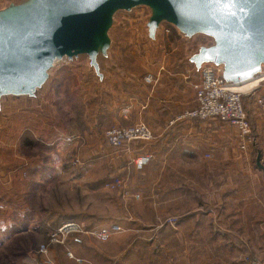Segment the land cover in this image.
Returning <instances> with one entry per match:
<instances>
[{"label": "crops", "instance_id": "obj_1", "mask_svg": "<svg viewBox=\"0 0 264 264\" xmlns=\"http://www.w3.org/2000/svg\"><path fill=\"white\" fill-rule=\"evenodd\" d=\"M7 1L0 0V6ZM163 29L158 31L155 43L146 36L143 47L145 51L151 48L152 51L146 53L147 57L151 53V59L137 58L139 67L145 69L143 74L127 70L125 63L118 65L113 60L112 50L111 63L101 67L105 92L104 98L100 97L101 103L99 101L97 119L100 124L130 127L144 123L155 134L150 143L133 142L119 151L111 150L115 176L129 179L133 194L142 197L141 201L124 200L128 212L122 210L121 200L114 198V212L108 219L124 222L122 225L130 233L110 242H98L86 236L69 238L66 252L64 247L57 245L50 249L48 259L53 258L55 264H80L67 256L68 250L83 260L81 264H107L121 254L119 250L126 241L144 246L170 238L181 244H193L197 250L181 254L179 259L174 258L175 261L218 264L224 260L234 264L233 246L244 245L254 246L255 257L264 261V170L257 164L255 147L242 151L236 129L226 123L185 117L197 108L193 83L199 76L188 61L196 49L192 48L184 57L175 55L180 34L171 28L168 34V28L163 26ZM161 37L168 39L166 47H170L169 50L173 48L163 58L156 54L163 49ZM129 50L121 46V53L127 55ZM148 74L156 78L153 85L144 81ZM97 80L99 86L98 77ZM257 92L264 93V86ZM57 99L53 97L55 102ZM42 121L43 116L37 120L40 129ZM250 121L252 126L256 124L253 129L258 146L264 149V119L251 111ZM58 124L62 125L55 124L53 132H50L52 127L48 130L50 136L47 138H53L51 145L61 139ZM18 127L22 136L27 124L23 122ZM146 154H151L153 159L144 170L138 171L134 161ZM171 216L178 218L176 227L166 224L165 219ZM202 246H226V249L220 253L204 252ZM164 261L162 264H168ZM120 264L129 262L125 257Z\"/></svg>", "mask_w": 264, "mask_h": 264}, {"label": "rangeland", "instance_id": "obj_2", "mask_svg": "<svg viewBox=\"0 0 264 264\" xmlns=\"http://www.w3.org/2000/svg\"><path fill=\"white\" fill-rule=\"evenodd\" d=\"M6 3L0 7H5ZM148 14L145 7H137L130 12L120 11L110 31L113 60L118 65L125 63L127 70L140 71L142 74L145 69L139 67L137 58L142 57L143 61H148L151 53L149 57L146 53L152 51L151 48L145 51L143 47L147 36ZM163 26L176 31L164 23L159 32L164 30ZM167 38H160L163 49L159 48L156 54L159 53L161 58L173 50L166 47L169 44ZM179 38L180 43L176 44L179 48L174 53L182 57L192 48L197 50L199 46L212 44V40L205 35L193 38L180 35ZM121 46L130 49L127 55L121 53ZM81 59L87 61L86 57ZM253 87L251 85L242 92H248ZM104 92V88L98 86L97 76L87 62L72 63L65 60L57 63L50 71L48 82L37 91L36 98L13 95L1 98L0 264H44L45 257L39 254V250L48 247L50 255V249L54 247L49 244L50 234L71 220L98 228L119 223L124 231L113 239L130 233L122 225L124 222L108 219L114 212V198L121 200L122 210L126 209L127 212L129 207L125 206L124 200L130 198L125 197L121 189L112 188L116 179H122L123 176L116 177L114 174L111 159L113 148L109 147L105 139L106 131L113 128V125L107 126L105 122L101 125L97 119L100 115L99 101L101 103V98H104ZM53 97L58 98L57 104ZM243 97L247 98L246 95ZM250 108L253 111V107ZM37 116H43L41 129ZM50 118L53 120L50 121ZM23 122L27 127L20 136L18 126ZM57 123L62 124L57 125L61 139L51 145L53 138H47L50 136L48 130L52 127L50 132H53ZM256 139L252 147H255V156L261 159L264 170V149L258 146L257 136ZM123 182L133 193L130 180ZM62 249L66 252L65 248ZM225 249L226 246H202L201 251L220 253ZM195 251L193 244H181L175 238L164 242L159 239L144 246L126 241L119 250L121 254L107 264H120L125 257L129 264H162L164 260L168 264H199L174 260L179 259L181 254ZM232 252L236 256L234 264H264V261L255 257L254 246H233ZM226 263L230 264L224 260L218 262Z\"/></svg>", "mask_w": 264, "mask_h": 264}, {"label": "water", "instance_id": "obj_3", "mask_svg": "<svg viewBox=\"0 0 264 264\" xmlns=\"http://www.w3.org/2000/svg\"><path fill=\"white\" fill-rule=\"evenodd\" d=\"M147 8L148 40L156 42L164 23L180 35H205L188 58L196 74L208 65L233 86L264 74V4L255 16L247 7L217 0H8L0 10V103L5 96L37 97L59 62H87L102 87V66L111 63L110 31L120 11ZM81 57H86L82 60ZM258 166L263 169L261 159Z\"/></svg>", "mask_w": 264, "mask_h": 264}, {"label": "built area", "instance_id": "obj_4", "mask_svg": "<svg viewBox=\"0 0 264 264\" xmlns=\"http://www.w3.org/2000/svg\"><path fill=\"white\" fill-rule=\"evenodd\" d=\"M170 33V28L166 29ZM164 67L161 71H164ZM257 80H261L257 87L242 92L237 90V86L230 85L222 77V71L211 65L205 66L199 74L198 80L193 83L196 94L197 108L186 114L185 117L208 121L211 119L219 120L236 129L239 147L242 151H247L256 144V135L250 121V116L243 102L246 95L254 101L260 115L264 119V93L259 94L257 89L264 86V74ZM146 84L153 85L156 82L155 76L148 74L144 77ZM105 138L110 148L117 151L123 149L130 143L141 142L150 143L155 139V134L146 124L140 123L130 127H113L106 131ZM210 158L211 156H207ZM153 156L146 154L135 159L134 165L138 171L144 170L152 161ZM112 188L121 189L127 198L139 200L140 196L131 193L125 186L122 179L117 178ZM166 224L176 226L177 218L170 217ZM122 226L112 224L100 228H90L87 224L80 221H70L62 224L50 234L49 244L64 247L66 249L67 240L77 236L91 237L98 242H108L116 235L123 232ZM39 254L45 257L44 264H55L48 259L49 248L42 247ZM67 256L77 263H83L71 251H67Z\"/></svg>", "mask_w": 264, "mask_h": 264}, {"label": "snow or ice", "instance_id": "obj_5", "mask_svg": "<svg viewBox=\"0 0 264 264\" xmlns=\"http://www.w3.org/2000/svg\"><path fill=\"white\" fill-rule=\"evenodd\" d=\"M217 2L222 6L231 5L232 7H236L239 4H242L247 7V16H255L259 11V5L264 4V0H217ZM4 24L3 20H0V28H2ZM264 25V22H262ZM264 35V32H262ZM262 52H264V48H262Z\"/></svg>", "mask_w": 264, "mask_h": 264}, {"label": "bare ground", "instance_id": "obj_6", "mask_svg": "<svg viewBox=\"0 0 264 264\" xmlns=\"http://www.w3.org/2000/svg\"><path fill=\"white\" fill-rule=\"evenodd\" d=\"M260 82H261V80H251V81L244 82V83H242V84L237 86V90H241L242 91L243 89L248 88L251 85L252 86L254 85L253 88H255V87L258 86V84ZM253 88H251V89H253ZM251 89H249V90H251Z\"/></svg>", "mask_w": 264, "mask_h": 264}, {"label": "trees", "instance_id": "obj_7", "mask_svg": "<svg viewBox=\"0 0 264 264\" xmlns=\"http://www.w3.org/2000/svg\"><path fill=\"white\" fill-rule=\"evenodd\" d=\"M243 102H244V104H245V107H246V110H247L249 116H250V112H251V110H249L250 106L253 107V111L259 113V111H258V109H257V107H256V105H255V103H254V101L250 100V99L247 97V98H243ZM259 114H260V113H259Z\"/></svg>", "mask_w": 264, "mask_h": 264}]
</instances>
